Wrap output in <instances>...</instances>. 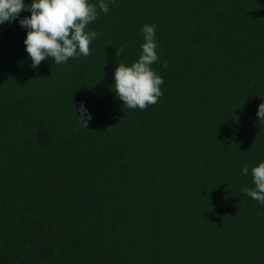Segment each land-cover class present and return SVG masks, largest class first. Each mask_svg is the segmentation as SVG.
<instances>
[{"label":"trees","instance_id":"1","mask_svg":"<svg viewBox=\"0 0 264 264\" xmlns=\"http://www.w3.org/2000/svg\"><path fill=\"white\" fill-rule=\"evenodd\" d=\"M98 13L89 56L36 68L31 13L0 24V264H264V204L243 191L264 161V0ZM144 24L163 95L129 109L113 73L138 59Z\"/></svg>","mask_w":264,"mask_h":264},{"label":"clouds","instance_id":"2","mask_svg":"<svg viewBox=\"0 0 264 264\" xmlns=\"http://www.w3.org/2000/svg\"><path fill=\"white\" fill-rule=\"evenodd\" d=\"M109 2L114 3L115 0H98V5L88 0H32L30 4L23 0H0V24L11 23L21 12L29 11L31 15L19 19V24L27 29L23 43L31 59V67L36 68L46 59L63 64L71 58L91 54L90 44L98 33L89 30L88 25L98 19V9L105 14L109 12ZM141 31L144 42L138 59L130 65L118 64L113 73L112 88L124 106L145 110L158 103L163 95L161 86L164 81L152 68L159 59L155 25L144 24ZM123 52L124 46L121 45L115 55L120 56ZM163 66L166 68L167 62ZM78 112L79 115L75 114L78 121L88 129V121L92 117L83 103ZM256 115L259 121L264 122V102L258 105ZM241 171L248 175V165L245 164ZM251 178L254 187H245L243 191L264 204V161L252 167Z\"/></svg>","mask_w":264,"mask_h":264}]
</instances>
